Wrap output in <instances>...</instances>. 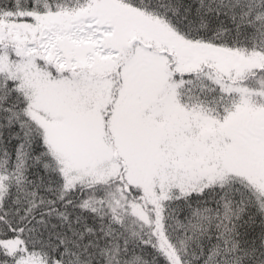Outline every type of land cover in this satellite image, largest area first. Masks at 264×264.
I'll use <instances>...</instances> for the list:
<instances>
[{"label": "snow or ice", "instance_id": "6c2138e0", "mask_svg": "<svg viewBox=\"0 0 264 264\" xmlns=\"http://www.w3.org/2000/svg\"><path fill=\"white\" fill-rule=\"evenodd\" d=\"M0 264H264V0H0Z\"/></svg>", "mask_w": 264, "mask_h": 264}]
</instances>
